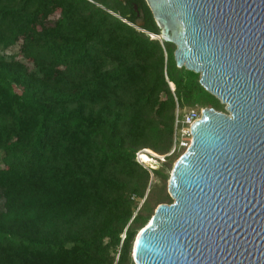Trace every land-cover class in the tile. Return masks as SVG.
I'll list each match as a JSON object with an SVG mask.
<instances>
[{
	"label": "trees",
	"instance_id": "obj_1",
	"mask_svg": "<svg viewBox=\"0 0 264 264\" xmlns=\"http://www.w3.org/2000/svg\"><path fill=\"white\" fill-rule=\"evenodd\" d=\"M159 39L144 0H0V264H134L176 112L225 113Z\"/></svg>",
	"mask_w": 264,
	"mask_h": 264
},
{
	"label": "water",
	"instance_id": "obj_2",
	"mask_svg": "<svg viewBox=\"0 0 264 264\" xmlns=\"http://www.w3.org/2000/svg\"><path fill=\"white\" fill-rule=\"evenodd\" d=\"M178 69L226 112L202 109L134 264H264V0H144ZM134 10L137 12L136 6Z\"/></svg>",
	"mask_w": 264,
	"mask_h": 264
},
{
	"label": "built area",
	"instance_id": "obj_3",
	"mask_svg": "<svg viewBox=\"0 0 264 264\" xmlns=\"http://www.w3.org/2000/svg\"><path fill=\"white\" fill-rule=\"evenodd\" d=\"M202 109L195 108L186 111L183 114L178 113L175 114L174 119V138H173V146L169 155L174 153L175 151H179L180 149H187L191 144V132L190 128L192 124L197 121L201 116ZM140 153V152H139ZM136 154V160L139 164L138 157ZM160 162L164 161V157H158Z\"/></svg>",
	"mask_w": 264,
	"mask_h": 264
},
{
	"label": "rangeland",
	"instance_id": "obj_4",
	"mask_svg": "<svg viewBox=\"0 0 264 264\" xmlns=\"http://www.w3.org/2000/svg\"><path fill=\"white\" fill-rule=\"evenodd\" d=\"M56 17H57V15L55 14V15H53V16H51L50 18H49V20L50 21H53V20H55L56 19ZM18 49H19V45H16L15 47H13V48H11V49H9L8 50V53L9 54H16L17 52H18ZM221 104V103H220ZM222 105V104H221ZM224 106V111H225V114H227V112H226V106L225 105H223ZM180 151V154L182 155L183 153H185V151H186V149H180L179 150ZM159 157V156H158ZM158 157H150V163H151V165L154 167V168H157V163L158 162H160V160L158 159ZM157 160H158V162H157ZM1 165V164H0ZM150 168V167H149ZM153 168V169H154ZM157 184H158V187L160 188V187H162V184L158 181V182H156ZM166 193H167V195L169 196V194H168V191H167V183H166ZM170 197V196H169ZM155 211V210H154ZM154 211H153V213H154ZM152 212H151V214H153ZM151 219V218H150ZM150 221V220H149Z\"/></svg>",
	"mask_w": 264,
	"mask_h": 264
},
{
	"label": "bare ground",
	"instance_id": "obj_5",
	"mask_svg": "<svg viewBox=\"0 0 264 264\" xmlns=\"http://www.w3.org/2000/svg\"><path fill=\"white\" fill-rule=\"evenodd\" d=\"M160 40V39H159Z\"/></svg>",
	"mask_w": 264,
	"mask_h": 264
}]
</instances>
